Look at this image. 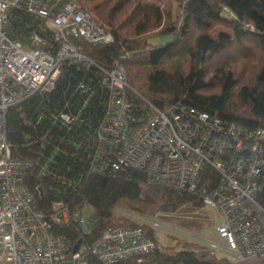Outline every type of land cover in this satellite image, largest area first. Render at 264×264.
I'll return each instance as SVG.
<instances>
[{"label": "built area", "instance_id": "obj_1", "mask_svg": "<svg viewBox=\"0 0 264 264\" xmlns=\"http://www.w3.org/2000/svg\"><path fill=\"white\" fill-rule=\"evenodd\" d=\"M113 38L77 0H0V264H95L91 256L119 264L156 248L147 231L166 228L156 214L123 211L138 224L110 225L92 242L74 243L56 232L55 226L71 223L87 229L95 222L91 210H71L56 201L48 219L24 181L34 161L14 155L6 136L11 105L52 89L64 61L90 64L80 40L104 44ZM101 85L107 99L85 138L88 171L112 174L133 167L143 170L152 185L195 192L222 215L214 227L218 238L204 241L206 249L230 259L257 256L264 264V206L257 198L264 185V128L226 121L183 101L166 109L143 98L136 101L117 59L102 68ZM78 88L87 91V82L80 81ZM60 118L69 126L75 117L63 111ZM207 166L219 175L213 186L203 183ZM200 235L185 234L195 241L202 240Z\"/></svg>", "mask_w": 264, "mask_h": 264}, {"label": "trees", "instance_id": "obj_2", "mask_svg": "<svg viewBox=\"0 0 264 264\" xmlns=\"http://www.w3.org/2000/svg\"><path fill=\"white\" fill-rule=\"evenodd\" d=\"M77 1L111 31L113 40H80L90 64L64 61L52 89L14 103L5 118L13 154L34 161L24 181L45 216L52 219L56 201L71 210H91L95 222L87 229L75 223L55 226L74 243L92 242L110 225L138 224L118 214V207L154 215L202 202L195 192L148 183L141 169L88 171L85 138L105 111L102 68L113 66L114 59L125 69L136 101L143 98L161 109L183 101L226 121L264 128V0ZM159 36L166 39L154 43ZM83 80L87 91L78 88ZM63 111L75 117L69 126L60 118ZM218 179L207 166L203 183L213 186ZM257 198L264 206V185ZM147 233L156 248L119 264H234L206 248L163 249L155 232ZM89 260L104 264L92 256Z\"/></svg>", "mask_w": 264, "mask_h": 264}, {"label": "rangeland", "instance_id": "obj_3", "mask_svg": "<svg viewBox=\"0 0 264 264\" xmlns=\"http://www.w3.org/2000/svg\"><path fill=\"white\" fill-rule=\"evenodd\" d=\"M165 36L153 38L154 43L162 42ZM119 214L123 211L137 213L119 207ZM157 218L166 228L155 229L160 246L163 249H202L206 248L204 241L218 238L214 227L221 222L222 215L218 208L207 206L203 202L191 201L169 211H159ZM168 228H175L180 232H172ZM201 233L202 240H192L189 236ZM63 264H72V261H64Z\"/></svg>", "mask_w": 264, "mask_h": 264}, {"label": "crops", "instance_id": "obj_4", "mask_svg": "<svg viewBox=\"0 0 264 264\" xmlns=\"http://www.w3.org/2000/svg\"><path fill=\"white\" fill-rule=\"evenodd\" d=\"M234 264H263L257 256H248L244 258H232Z\"/></svg>", "mask_w": 264, "mask_h": 264}, {"label": "water", "instance_id": "obj_5", "mask_svg": "<svg viewBox=\"0 0 264 264\" xmlns=\"http://www.w3.org/2000/svg\"><path fill=\"white\" fill-rule=\"evenodd\" d=\"M77 246L74 248V250H76Z\"/></svg>", "mask_w": 264, "mask_h": 264}]
</instances>
